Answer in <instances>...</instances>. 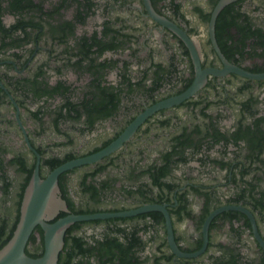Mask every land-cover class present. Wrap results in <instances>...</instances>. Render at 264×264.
I'll list each match as a JSON object with an SVG mask.
<instances>
[{"label":"flooded vegetation","instance_id":"obj_1","mask_svg":"<svg viewBox=\"0 0 264 264\" xmlns=\"http://www.w3.org/2000/svg\"><path fill=\"white\" fill-rule=\"evenodd\" d=\"M218 1L148 0L191 50L145 0H0V241L37 164L44 178L98 151L204 73L114 152L58 177L72 213L162 205L175 249L150 210L73 223L57 264H264V76L223 60L264 74V0L222 7L217 50ZM30 237L35 257L41 227Z\"/></svg>","mask_w":264,"mask_h":264},{"label":"water","instance_id":"obj_2","mask_svg":"<svg viewBox=\"0 0 264 264\" xmlns=\"http://www.w3.org/2000/svg\"><path fill=\"white\" fill-rule=\"evenodd\" d=\"M145 1L148 6V11L154 17V19L164 25H168L174 28V30H176L181 35V37L187 42L191 50H193V47L188 41L187 37L178 29L173 27V25L169 23L166 19L157 15L150 7L148 0ZM231 1L233 0H219L211 14L209 32L213 45L216 49L217 45L213 36L214 20L218 12L222 9V7H224L227 3ZM223 60L226 64L225 71L232 69L253 78L264 76V74H251L243 72L229 65L225 61V59ZM206 71L215 72L214 69H208ZM204 76V73L202 75H198L193 84L186 91L166 101L154 105L152 108L147 109L145 113L137 116L118 138L113 140L107 146L99 149L98 151L86 156L73 158L61 163L60 165L50 170L44 178H41L39 176L37 164L23 193V198L20 205L19 219L17 221L15 229L9 240L0 248V264H57L59 253L64 244L63 238L65 231L73 223L94 219L131 216L140 212H146L150 210H161L165 214L169 228V241L172 247L175 249V245L171 235V229L169 226V217L167 211L162 205L147 203L136 209L116 212H94L86 214L72 213L68 210L65 201L60 196L58 177L61 173L67 170H70L80 165L97 162L102 157L114 152L122 145L123 141L127 140L130 137L136 127L143 121V119L148 115L149 112L160 107L176 104L182 101L183 99L189 97L203 84L205 78ZM227 208L229 207L225 206L213 211L208 217L207 221H209L211 217L217 212ZM60 211L66 212V215L55 219V217ZM36 226H40L43 231V252L38 257H31L25 252V248L31 233Z\"/></svg>","mask_w":264,"mask_h":264},{"label":"trees","instance_id":"obj_3","mask_svg":"<svg viewBox=\"0 0 264 264\" xmlns=\"http://www.w3.org/2000/svg\"><path fill=\"white\" fill-rule=\"evenodd\" d=\"M61 163H63V162H56V163L52 164V165H51V169H53L54 167L60 165ZM75 213H76V214H86V213H93V212H82V211H79V212H75ZM18 219H19V216L17 217V219H16V221H15V223H14L12 229H11V232L5 237V239H3L2 241H0V248H1V247H2V246L8 241L9 238L11 237V235H12L14 229H15V226H16V224H17ZM37 228H39V226H36V227L34 228L33 231H35ZM31 237H32V236H31ZM31 237H30V238H31ZM30 238H29V241H30ZM31 239L34 240V236H33ZM27 243H28V242H27ZM25 252H26V248H25ZM26 253H27V252H26ZM27 254H28V253H27ZM41 254H42V252H41L39 255L35 256V257H38V256H40ZM31 257H33V256H31Z\"/></svg>","mask_w":264,"mask_h":264}]
</instances>
